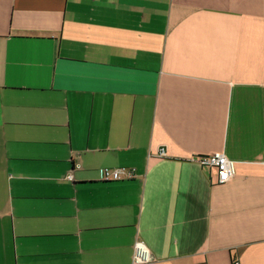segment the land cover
Masks as SVG:
<instances>
[{"label": "crops", "instance_id": "obj_1", "mask_svg": "<svg viewBox=\"0 0 264 264\" xmlns=\"http://www.w3.org/2000/svg\"><path fill=\"white\" fill-rule=\"evenodd\" d=\"M136 241L264 264V0H0V264H133Z\"/></svg>", "mask_w": 264, "mask_h": 264}, {"label": "built area", "instance_id": "obj_2", "mask_svg": "<svg viewBox=\"0 0 264 264\" xmlns=\"http://www.w3.org/2000/svg\"><path fill=\"white\" fill-rule=\"evenodd\" d=\"M159 156L165 155V148L161 147L158 151ZM198 162L202 166L215 167L217 170V182L225 183L229 181L235 174L234 161L226 157L223 153L216 152L206 156L199 157ZM132 171L125 167H105L101 170L102 181H119L123 178H130ZM72 179V175L67 176ZM133 264H139L148 260L149 253L141 241H136L134 245Z\"/></svg>", "mask_w": 264, "mask_h": 264}]
</instances>
